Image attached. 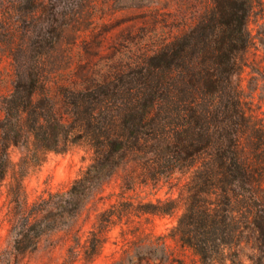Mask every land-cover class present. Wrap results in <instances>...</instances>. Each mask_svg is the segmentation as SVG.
Segmentation results:
<instances>
[{"label": "trees", "instance_id": "obj_1", "mask_svg": "<svg viewBox=\"0 0 264 264\" xmlns=\"http://www.w3.org/2000/svg\"><path fill=\"white\" fill-rule=\"evenodd\" d=\"M26 1L51 6L52 17L24 37L34 48L14 46V34L7 43L12 85L0 97V181L14 164L13 146L38 156L86 144L93 155L67 191L21 210L2 263L29 264L46 235L72 228L105 182L139 161L156 185L185 177L178 196L140 211H182L164 240L150 243L161 255L113 264H185L167 238L189 248L196 264H264V0H210L196 23L157 42L145 65L70 84L53 78L67 31L60 8L81 0ZM103 244L99 234L77 237L64 264L92 261Z\"/></svg>", "mask_w": 264, "mask_h": 264}, {"label": "rangeland", "instance_id": "obj_2", "mask_svg": "<svg viewBox=\"0 0 264 264\" xmlns=\"http://www.w3.org/2000/svg\"><path fill=\"white\" fill-rule=\"evenodd\" d=\"M14 1L0 0V97L12 85L11 59L6 53L11 34L14 46L32 49L34 45L24 37L37 34L40 21L52 17L51 6ZM209 5L210 0H81L78 7H61L67 31L55 51L59 61L54 82L83 83L143 66L157 42L169 41L192 26ZM10 151L14 164L0 181V264H5L1 258L11 245V227L21 217V210L40 198L67 191L93 155L86 144L65 152L41 151L38 156L15 146ZM179 176L156 185L148 165L128 163L105 182L72 228L46 235L25 261L64 264L77 237L85 242L95 234L104 240L100 253L90 262L80 258L75 264H113L123 257L161 255L150 243L164 240L176 225L182 206L173 213L140 210L147 202L178 196L185 180ZM167 239L177 260L196 264L189 248Z\"/></svg>", "mask_w": 264, "mask_h": 264}]
</instances>
